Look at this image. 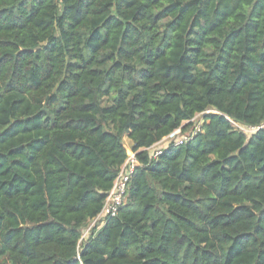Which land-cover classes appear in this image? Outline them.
Segmentation results:
<instances>
[{
  "label": "trees",
  "instance_id": "1",
  "mask_svg": "<svg viewBox=\"0 0 264 264\" xmlns=\"http://www.w3.org/2000/svg\"><path fill=\"white\" fill-rule=\"evenodd\" d=\"M230 119L264 122V0H0V264H264V129Z\"/></svg>",
  "mask_w": 264,
  "mask_h": 264
},
{
  "label": "built area",
  "instance_id": "2",
  "mask_svg": "<svg viewBox=\"0 0 264 264\" xmlns=\"http://www.w3.org/2000/svg\"><path fill=\"white\" fill-rule=\"evenodd\" d=\"M232 125L241 131H244L247 136H250L252 133L256 132L259 129H264V122H262L259 125L252 126V125H247L238 121H235L233 119H230ZM202 122H199L195 125V127L191 130L186 131L185 133H182L178 138H172L171 142L174 144H183L187 142L188 140L192 139L195 134L198 132L202 131ZM181 131V128L174 131L170 135L166 136L167 137H175L179 132ZM165 139V138H163ZM170 142V143H171ZM169 143V144H170ZM168 145L164 146H159L154 149L153 156H158L159 154L162 153V150L167 147ZM127 159L122 165L120 172L110 189L106 202L104 204L102 212L94 218L92 221L100 220V225H103L105 219L107 216H114L117 214L120 206L124 203L127 191L129 188L130 180L132 178V175L135 172L136 166L139 164V160L137 158L136 152L131 149H127ZM91 230H85L82 236V239L86 238L88 235H90Z\"/></svg>",
  "mask_w": 264,
  "mask_h": 264
},
{
  "label": "rangeland",
  "instance_id": "3",
  "mask_svg": "<svg viewBox=\"0 0 264 264\" xmlns=\"http://www.w3.org/2000/svg\"><path fill=\"white\" fill-rule=\"evenodd\" d=\"M203 119H204V114H202V113L197 114V115L195 116V118H194V120L196 121V123L202 122ZM182 133H185V131H182V130H181V131L179 132V134H177L175 137H167V138L165 137V139H162L161 141H159L158 143H156V144L153 146V149H155V148H157V147H159V146L168 145V144L171 142L172 138H178ZM123 142H124L125 146L127 147V149H131V146L128 144V142H129V138H128V134H127V133H125V134L123 135ZM100 223H101L100 220L91 221V222H89L88 225H86V228L84 229V231H85V230H88V229H89V231H90V230H92L93 228H97V227H98L97 225H99Z\"/></svg>",
  "mask_w": 264,
  "mask_h": 264
},
{
  "label": "crops",
  "instance_id": "4",
  "mask_svg": "<svg viewBox=\"0 0 264 264\" xmlns=\"http://www.w3.org/2000/svg\"><path fill=\"white\" fill-rule=\"evenodd\" d=\"M129 138V137H128ZM132 140L129 138V142H128V144L132 147ZM102 225H100V226H98V228H100Z\"/></svg>",
  "mask_w": 264,
  "mask_h": 264
}]
</instances>
